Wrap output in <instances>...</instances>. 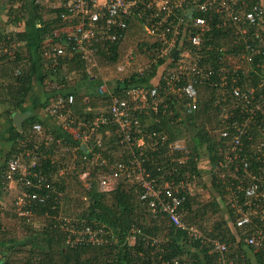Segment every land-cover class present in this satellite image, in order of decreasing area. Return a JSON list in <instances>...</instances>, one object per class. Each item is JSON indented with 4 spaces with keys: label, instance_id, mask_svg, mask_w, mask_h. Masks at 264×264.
<instances>
[{
    "label": "built area",
    "instance_id": "1",
    "mask_svg": "<svg viewBox=\"0 0 264 264\" xmlns=\"http://www.w3.org/2000/svg\"><path fill=\"white\" fill-rule=\"evenodd\" d=\"M46 1L60 9L65 22L60 31L66 34L60 37L56 32L60 41L45 48L46 62L81 57L98 67L96 53L111 54L117 44L121 51L131 25L137 24L140 33L149 39L146 49L152 51V58L131 73L128 68L134 63L133 58L117 65V73L126 75L117 77L116 82L129 80L132 75L142 78L154 64L158 70L151 83L133 84L119 92L109 88L103 77H92L99 79L97 95L106 100V107L99 112L91 105L77 111L73 108L76 95L61 94L51 113L56 125L69 132L72 139H57L54 157L44 149L37 150V146L17 154L9 161L6 177L15 180L19 176L24 184L41 188L50 187L52 180L76 175L85 187H90L95 179L105 191H112L113 183L119 185L124 180L139 190L140 199L153 218L167 220L190 237L208 243L217 264H234L235 258L244 255H231L230 245L222 235L207 236L184 220L181 206L193 193V181L184 178L179 170L190 158L186 140L150 128L162 124L164 119L171 125L180 124L184 116L177 117L169 102H183L184 114L196 112L200 91L210 83L218 110L214 143L219 151L215 152L216 162L210 163L209 177L220 183L218 190L224 194V205L234 212L235 219L230 221L241 231L236 234L237 241L255 250L264 248V5L246 0ZM13 4L22 5V1L13 0ZM215 29L230 37V46L210 39ZM152 37L155 40L150 41ZM41 129V124H34L31 131L35 135ZM44 143L48 146L50 140ZM166 149L169 156L164 154ZM25 156L28 162L24 161ZM50 158V167L56 165V170L46 171L43 160ZM166 160L174 164L170 165L169 176L160 165ZM149 162L157 166L159 175L148 169ZM72 163L81 168L72 167ZM27 174H33L37 181L26 178ZM44 198L24 190L16 204L25 214L22 205L43 202ZM62 220L69 231L68 242L73 245L119 241L112 231L84 224V219ZM132 230L134 242L128 240L130 244L135 243L140 232L136 227ZM161 242L157 238L150 242L156 246L152 252L158 255L155 264H194L179 258L164 259ZM143 255L146 256L139 253Z\"/></svg>",
    "mask_w": 264,
    "mask_h": 264
},
{
    "label": "trees",
    "instance_id": "2",
    "mask_svg": "<svg viewBox=\"0 0 264 264\" xmlns=\"http://www.w3.org/2000/svg\"><path fill=\"white\" fill-rule=\"evenodd\" d=\"M21 1L22 5H16V8H14V4H12V7L11 5L0 7V104L5 106V110L0 112V132L4 133V130L6 131L4 140L8 141V146L5 147H8V149L3 152V161L0 160V187L6 189L8 185L15 184L17 195L12 201V207L16 209L19 217H17L16 213L13 214L9 211L12 216L10 224L12 228L13 226L17 227V221H19L25 230V236H23L22 240L10 238L6 241V239H3L0 244L7 246L10 249L9 251L12 250L16 257L17 253L20 252L23 253V256L26 254L27 257L25 259L22 258L23 260H20V264H155L153 261L157 260L158 255H152L155 245L153 246L150 242L154 238H158L159 234L164 231V236L167 240L160 243L164 259L172 261L174 258H179L181 261L189 260L194 264H217V257L210 252L208 243L190 237L185 231L177 229L167 220L153 218L141 201L140 194H138V197L135 196V191L139 193V190L136 187L128 188L127 182L124 180H121L116 189L112 191L101 190L95 179L90 187L82 186L85 192V199L87 200V207L83 213H77V217L84 219V224L95 225L97 229L105 228L112 231L119 238L118 243L114 246V252L109 251L104 257L99 253L102 249L99 248L103 245H73L68 242L69 231H67L66 224L62 220L67 216L62 214L63 210L61 207L64 191L66 192L65 178L52 180L50 187L42 186L37 188L33 184H24V181L19 179V176L15 180H10L6 177L9 161L17 154L24 153L28 148L37 146V150L44 149L45 153H49L54 157L56 156L57 139L62 141H70L72 139L69 132L56 125L51 113L52 106L55 102L57 103L61 94L66 92H73L76 96L79 94L75 84L70 88L65 85V76L67 75L64 74V71L68 65L78 68L83 73V79L87 78L90 79L91 83H96L90 92L91 94H89L91 95L90 98L98 96L96 87L99 81L96 78H90L86 72L89 61L81 57L71 58L68 56L58 58L55 62H46V59L43 58V52L47 46H50L51 43L59 42L60 37L66 36L64 32L60 31L65 24L60 17V9L48 5L46 0L41 3L37 2V0ZM246 1L255 3L259 0ZM2 3L0 2V4ZM14 9L18 11L14 12ZM4 12H7L6 15ZM20 23L24 24V27L20 28L18 26ZM138 28L137 24L131 25L128 34H131L134 30L139 31ZM56 32L61 34L60 37L56 35ZM209 36L214 43V40H216L218 44L230 46V37L218 29H215L213 35L211 33ZM49 39H52V42L46 43ZM118 49L119 44L113 48L111 54H106L104 51L97 52V61L116 62L119 58ZM157 70L158 65L154 64L151 70H147L142 78L132 75L129 80L119 81L114 90L119 92L133 84L141 82L151 83L152 78H156L154 74ZM38 74L41 75L39 78ZM37 78L38 80L40 79L39 87L43 89L44 96L46 95V98L42 99L38 104L42 114L36 113V109L25 106L30 99H33L32 94L38 83ZM200 92L199 109L193 113L184 114L182 112L183 102H180V100L175 99V103L173 101L169 102V108L176 111L175 115L177 117L184 116L177 127L165 121L168 119H164L163 116L162 119L164 121L162 124H153L150 127L151 129L165 130L172 138L176 136L177 138H188L191 141L193 145H190V158L179 169L182 175L187 171L197 174L202 173L206 162L210 165V163L213 164L217 160L215 152L218 148H216L214 143V131H216L218 110L214 104L215 95L210 83L203 86ZM90 100H88L89 104L87 102V104L79 107L76 99V104L73 108H76L77 111H82L88 105H95ZM176 104L179 105L176 106ZM92 107L95 109L94 106ZM15 112H30V115L24 120L21 129L15 126L12 119ZM2 118H5L8 122V126L5 125L7 126L6 128L3 125ZM34 124H41L42 126V131L35 135L31 131ZM3 127L4 129H2ZM45 140H50L48 146L45 145ZM0 150L2 152L1 146ZM109 150H112V148ZM169 158L167 159L170 161ZM50 160L51 158L46 161L43 160L45 163L42 164V167L46 171L48 169L56 170V165L50 167ZM169 161L166 160L165 163L160 164L164 170L166 169L165 173L168 176L170 174L166 164L170 163ZM170 165L173 166L174 164ZM147 167L152 174L159 175L157 166L154 163L147 164ZM39 168L40 166L31 169L35 172ZM26 178L37 181L33 174H27ZM210 184L214 190H212L213 192L219 189L220 183L214 177L211 178ZM24 190L31 194L37 192L45 198L43 202L37 203L35 201L31 205H22L21 209L27 211L22 214L18 209L16 200ZM223 197L224 194L222 193V201ZM192 205L193 201L188 197L181 206L183 212L187 211L186 218L188 221L193 218V215L188 216L189 212L191 214L194 212ZM210 205H215L217 209L223 207L225 212V218L215 225V229L218 230L216 235H222L223 239L230 245L231 255L235 256L237 253L244 255L243 257L235 258L234 264H264V248L255 250L252 247H245L242 242L237 241L236 234H240L241 231L234 227L232 221H230L233 217L235 219L234 212L227 209L224 202H222V206L217 201L211 202ZM141 210L143 211L142 213ZM147 212L152 219H150L151 223L143 222L144 218L147 219ZM7 214L9 213L0 206V232L2 230L3 232L6 231L7 221H5V216ZM36 215H48L46 226L42 230L37 231L36 229V223L34 222ZM131 227H136L140 231L134 244H130L127 238ZM28 237H31V240L26 242ZM147 240H150V242ZM96 246L99 248L90 253ZM140 252H144L146 256H139ZM3 257H7V255L3 254ZM9 263L7 262V264ZM0 264H6L3 258H0Z\"/></svg>",
    "mask_w": 264,
    "mask_h": 264
},
{
    "label": "rangeland",
    "instance_id": "3",
    "mask_svg": "<svg viewBox=\"0 0 264 264\" xmlns=\"http://www.w3.org/2000/svg\"><path fill=\"white\" fill-rule=\"evenodd\" d=\"M263 5H264V0H259ZM0 2H3L2 4H0V7H7L10 6L12 7L13 4V0H0ZM14 8H16V4H14ZM20 6V5H19ZM16 12L17 9H14ZM18 11V10H17ZM7 12H4V14L6 15ZM20 13V12H18ZM3 14V16H4ZM13 14V13H12ZM15 14V13H14ZM23 23V22H22ZM22 25V24H21ZM20 28L21 26L18 25ZM19 28V29H20ZM139 31H132L131 34H128V39H126V41L122 42L121 45V51H119V58L116 62H110V61H105L102 62L101 60H99L98 62V67H94L91 65V62L88 63L87 67H86V72L87 74H91V76L95 75L98 78L103 77L102 79H106L107 80V85L109 86V88L114 89L116 87L117 84V77L120 76H125L126 74H121L119 75L117 73L116 70V66L121 64V63H125L126 61L130 60L131 58H133L134 63L131 64V66H129L128 68V72L131 73L133 71H135L136 69L140 68V67H144L152 58V51H150V49H146L147 47H149V45H147L146 42L149 41L147 35L140 33V28H138ZM155 40L154 37H152L150 39V41ZM50 41V39L46 42L48 43ZM7 49V48H6ZM101 59V58H99ZM127 72V73H128ZM64 74H66L67 76H65V85H67L68 88H70L72 85H76V87L79 90V94H77L76 99H77V104L79 105V107H82L81 105L87 104L88 100L91 99V102H94L95 105H92L95 107V112H99L102 109H104L106 107V100L101 97V96H97L94 98H90L91 97V90L93 89V86L96 85V83H91L90 80L88 81L87 78L83 79V73L80 72L78 70V68L73 67L72 65H68L64 71ZM97 78V80H99ZM96 82V81H95ZM100 84V83H99ZM98 84V85H99ZM76 88V89H77ZM90 93V94H89ZM89 104V102H88ZM5 110V106H3L2 104H0V112ZM4 119V118H2ZM5 125L8 126V122L5 121ZM179 124H177L175 127H177ZM4 126V127H7ZM0 127H1V122H0ZM4 127L2 129H4ZM6 131L4 130V133L0 132V142L2 144V152L0 150V160L3 161V152H6L8 147L5 148L6 146H8V141L4 140L6 138L5 134ZM33 134V132H32ZM185 139V138H184ZM186 140V145L188 146L189 149V153L191 151L190 145H193L191 143V141L187 138ZM6 149V150H5ZM188 154V156H190V154ZM164 154L166 156H169V151L168 149H166L164 151ZM28 156L24 157V161L28 162ZM165 163V162H164ZM167 163V162H166ZM1 165V163H0ZM166 165H168V172L171 171V167L169 166L170 163H167ZM72 167L74 166H78V169H80L81 167H79L78 164H71ZM209 163L206 162V165H204V170L202 169V173H199V177H196L195 174H193V172L187 171L184 173V178L189 177L190 181H193L192 183V187H193V193L191 194V196H189L190 199H192L193 201V209L194 212H189V215H193L192 220L188 221V219L186 218V214L187 211L185 210L184 213V218L185 220L195 226L198 227L205 235L207 236H216L218 230L215 229V225L219 223V221H221L223 218H225V212L223 210V207H220V209H217L214 206H211L210 203L213 201H217L219 203L220 206H222V193L219 190H215V192H213V188L212 185L210 184L211 179H210V174H208V168H209ZM203 168V166H202ZM170 169V170H169ZM166 170V169H165ZM192 175L195 178L192 177ZM73 175H67L65 177V183H66V192L64 191V195L61 201V207H62V214L70 217L71 219H80L77 217V213H80L86 209L87 207V200L85 199V192L83 191V184L80 181V178L78 176L75 177H71ZM78 178V179H77ZM115 188L118 186L117 184L115 185V183H113ZM128 186V188H134L132 185L130 184H126ZM1 188V187H0ZM138 190V189H137ZM213 190V191H212ZM16 187L15 184H10V186L8 185V187L5 188H1V193H0V199H1V208L4 209V211H7L9 214H7L5 216V221H7L6 223V231L0 232V243L3 239H6V241H8V239L12 238L13 240H22V238H24L23 236H25V230L23 229V227L20 225L19 221H17L18 226L13 228L11 227V213H16L17 217H19V214L16 212V209L12 207L13 204V199L16 197ZM138 191H135V196L138 197ZM60 195V194H59ZM86 205V206H85ZM142 207V206H141ZM12 208V210H11ZM11 211V213L9 212ZM143 211L141 210V213ZM148 213V212H147ZM136 214V213H135ZM10 218V219H9ZM149 218V219H148ZM3 219V218H2ZM47 219H48V215H44V216H39L36 215L34 222L36 223V229L38 230H42V228L44 226H46L47 223ZM151 217L148 213L147 215V219L144 218L143 222L145 223H151L150 221ZM152 220V219H151ZM105 229V228H104ZM132 227L130 229V234H129V241L130 242H134L133 238H132ZM164 231H162L158 238L161 241H165L166 237L164 236ZM29 240H31V237H28V239L26 240V242H28ZM109 241V240H108ZM110 244V245H109ZM98 246V244H96ZM100 245V244H99ZM103 245V244H101ZM94 247V249L90 252L92 253L93 251H95L96 248L99 247ZM115 243H110V241L108 242V244L103 245L102 247H100L99 249H101V251L99 253H101V255H103L105 257V255L107 253H109V251H113L114 252V247ZM208 246L210 247V245L208 244ZM0 258H3V261L9 263V264H20V260L25 259L27 256L26 254L23 256V253H17V257L14 255V253H12V250L9 251L10 249H8L7 246L5 245H1L0 244ZM64 250H66L64 248ZM12 253V254H11ZM4 255H7V257H3ZM23 258V259H22Z\"/></svg>",
    "mask_w": 264,
    "mask_h": 264
},
{
    "label": "crops",
    "instance_id": "4",
    "mask_svg": "<svg viewBox=\"0 0 264 264\" xmlns=\"http://www.w3.org/2000/svg\"><path fill=\"white\" fill-rule=\"evenodd\" d=\"M2 3V2H1ZM22 23H20L19 25L21 26V27H24L23 25L24 24H22ZM39 76H38V78L41 76L40 74H38ZM89 75V74H88ZM90 76V78H92V77H94L95 75H93V76H91V74L89 75ZM38 78H37V84H36V89L34 90V92H33V94H32V98L33 99H30L29 101H28V103H26V107L27 108H32V109H36V113H39V114H42L41 113V110H40V108H38V107H40V106H38V104H39V102L40 101H42V99L44 100V98H46V95L44 96V93H43V89L41 88V87H39V83H40V79L38 80ZM90 79H88V81H89ZM5 118L3 119V125L5 126ZM6 128V127H5ZM2 135H6V134H2ZM0 146H2V144H1V142H0ZM209 172H210V168H208V174H209Z\"/></svg>",
    "mask_w": 264,
    "mask_h": 264
},
{
    "label": "water",
    "instance_id": "5",
    "mask_svg": "<svg viewBox=\"0 0 264 264\" xmlns=\"http://www.w3.org/2000/svg\"><path fill=\"white\" fill-rule=\"evenodd\" d=\"M193 14V10L189 11V16L191 17ZM173 56L176 55V51H174ZM30 115V112H24V113H20V112H15L12 116V119L14 121V124L16 127H18L19 129L22 128V124L24 122V120ZM84 150H86V147L83 145L82 146Z\"/></svg>",
    "mask_w": 264,
    "mask_h": 264
}]
</instances>
